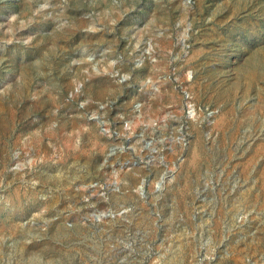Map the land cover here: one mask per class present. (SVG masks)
<instances>
[{
  "label": "rangeland",
  "instance_id": "obj_1",
  "mask_svg": "<svg viewBox=\"0 0 264 264\" xmlns=\"http://www.w3.org/2000/svg\"><path fill=\"white\" fill-rule=\"evenodd\" d=\"M0 264H264V0H0Z\"/></svg>",
  "mask_w": 264,
  "mask_h": 264
}]
</instances>
